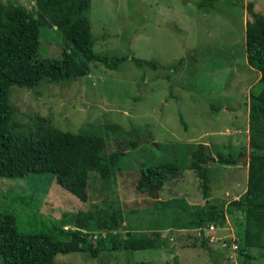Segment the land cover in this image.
Returning <instances> with one entry per match:
<instances>
[{"label":"rangeland","instance_id":"374dc122","mask_svg":"<svg viewBox=\"0 0 264 264\" xmlns=\"http://www.w3.org/2000/svg\"><path fill=\"white\" fill-rule=\"evenodd\" d=\"M1 1L14 2L35 16V0ZM202 1L91 0L86 15L93 51L128 58L115 69L91 64L89 74L78 79L57 84L43 79L32 89L12 86L8 101L22 133L35 131L40 121L70 133L103 136L109 141L107 154L126 151L117 162L122 171L104 180L90 172L86 202L61 188L50 173L0 177V213L13 214L23 233L48 234L56 222L75 228L69 218L86 212L93 216L81 230L92 239H107L109 233L149 235L147 211L156 200L180 198L191 208L203 205L201 180L184 168L192 146L203 144L214 158L205 166L209 201L224 204L225 225L208 235L215 241H207L206 247L194 240V229L172 231V240L158 250L102 253L95 259L78 253L58 255L54 264H243L236 241L243 218L229 212V203L246 190L249 93L262 89L259 72L246 62V6L252 3L264 16V0H214L213 9L199 7ZM62 42L55 29L42 28L39 53L57 57ZM133 59L157 67H138ZM133 139L139 145L125 150ZM217 153L244 157L234 166L222 165ZM167 163L182 169L157 191V199L136 189L141 170ZM108 206L124 211L123 229L99 228L95 213L105 215ZM166 233L161 231V236ZM224 240L233 242L222 244ZM214 250L223 256L212 255ZM249 251L255 257L252 264H264L263 251Z\"/></svg>","mask_w":264,"mask_h":264},{"label":"trees","instance_id":"16d2710c","mask_svg":"<svg viewBox=\"0 0 264 264\" xmlns=\"http://www.w3.org/2000/svg\"><path fill=\"white\" fill-rule=\"evenodd\" d=\"M213 1L203 0L198 6L213 9ZM90 4L91 0H35L34 16L14 2L4 4L0 0V177L19 179L31 173H50L61 188L81 202L88 200L89 173L95 172L103 180L113 177L116 171H122L117 168V162L126 151L116 150L107 154L109 141L103 136L70 133L43 125L40 121L35 131L22 133L13 119L8 91L12 86L32 89L43 79L57 84L63 80L82 78L89 74L91 64L115 69L128 58H107L93 51L91 23L86 15ZM246 7V62L259 72L262 89L257 94L249 93L247 185L244 194L229 203V212L242 214L243 227L237 228L236 241L239 254L244 258L243 264H252L250 261L255 257L249 250L264 252V16L255 12L252 3ZM42 28H53L61 34L63 42L60 53L55 54L57 57L39 53ZM133 61L138 67L145 64L157 67L153 62ZM182 62L173 69H177ZM138 145L139 140L133 139L124 147L127 150ZM189 155L190 162L184 168L194 172L201 180L203 205L191 208L180 198L156 200L147 211L152 233H127L125 236L109 233L107 239H92L81 230L92 218V213L73 214L69 222L73 221L75 228L66 229L62 222L53 223L47 234L20 232L16 217L3 212L0 213L1 264H54L58 255L78 253L95 259L102 253L158 250L172 240V231L194 229L197 235L199 227L211 224L223 227L227 214L224 204L209 201L205 166L214 158L203 144L192 146ZM238 157H244V153H239ZM237 158L217 153V162L222 165L234 166ZM179 169L182 168L167 163L141 170L136 189L140 193H150L153 189L160 191ZM104 212L105 215L95 213L99 228L109 231L123 229L124 211L108 206ZM161 231L168 233L162 237ZM194 240H200L201 247L207 245L204 236ZM210 253L217 258L223 256L215 250Z\"/></svg>","mask_w":264,"mask_h":264},{"label":"built area","instance_id":"2783aa9c","mask_svg":"<svg viewBox=\"0 0 264 264\" xmlns=\"http://www.w3.org/2000/svg\"><path fill=\"white\" fill-rule=\"evenodd\" d=\"M217 227H215L213 224L205 227H199V229L196 230L197 237L202 238L204 236V239L209 241L210 243H213L215 241L214 237H209L208 235L216 230ZM220 229V228H219ZM108 232H111L109 230H106ZM166 236V235H165ZM96 238V237H95ZM94 238V239H95ZM222 244H226L225 240L222 242ZM227 245V244H226ZM232 245V244H231Z\"/></svg>","mask_w":264,"mask_h":264},{"label":"water","instance_id":"95a60500","mask_svg":"<svg viewBox=\"0 0 264 264\" xmlns=\"http://www.w3.org/2000/svg\"><path fill=\"white\" fill-rule=\"evenodd\" d=\"M151 195H153V197H155V199H157V190L153 189L150 190Z\"/></svg>","mask_w":264,"mask_h":264},{"label":"clouds","instance_id":"9594fccd","mask_svg":"<svg viewBox=\"0 0 264 264\" xmlns=\"http://www.w3.org/2000/svg\"><path fill=\"white\" fill-rule=\"evenodd\" d=\"M223 228V227H221ZM233 241H230V240H226V244L228 245L229 243H232Z\"/></svg>","mask_w":264,"mask_h":264}]
</instances>
